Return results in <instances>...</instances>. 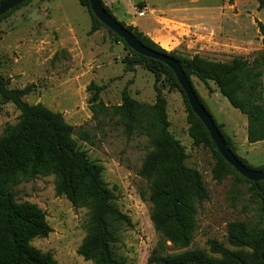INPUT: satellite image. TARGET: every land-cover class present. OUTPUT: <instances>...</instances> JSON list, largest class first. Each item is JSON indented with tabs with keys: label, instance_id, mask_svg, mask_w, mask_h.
I'll list each match as a JSON object with an SVG mask.
<instances>
[{
	"label": "rangeland",
	"instance_id": "374dc122",
	"mask_svg": "<svg viewBox=\"0 0 264 264\" xmlns=\"http://www.w3.org/2000/svg\"><path fill=\"white\" fill-rule=\"evenodd\" d=\"M112 14L124 23L134 21L166 51L178 57L198 54L213 61L249 62L264 53V9L256 0H108ZM143 4L140 5L139 3ZM145 9L140 16L139 11ZM95 25L93 16L80 0H27L0 17V74L9 88L30 85L23 99L42 103L62 113L67 123L89 132L90 141L73 137L89 160L103 167L102 178L115 194L113 204L130 219L111 222L117 235L112 244L115 257L125 264H149L159 233L150 220L151 205L147 183L139 175L149 149L147 138L128 137L113 119L97 121L90 109L94 82L101 87L105 105L121 102L124 90L137 101L152 104L158 92L165 99L169 130L188 154L187 165L197 169L208 189V198L197 208V228L189 248L209 250L207 241L216 239L229 248L227 224L234 220L257 223L259 196L250 183L229 172L218 183L212 177L213 147L195 144L187 122L188 107L176 81L164 70L159 76L147 63L128 61L131 52L105 26ZM133 25V24H132ZM151 31V30H150ZM193 88L209 113L228 135L236 153L254 168L264 167V140L249 143L247 119L219 92L212 80L207 83L190 75ZM264 92V66L260 78ZM20 111L12 102H0V135L17 122ZM54 175L37 176L15 186L17 201H29L46 215L52 231L35 237L31 244L50 252L60 264H94L76 250L86 234L88 209L74 208L64 195H56ZM183 249L169 246L168 252Z\"/></svg>",
	"mask_w": 264,
	"mask_h": 264
},
{
	"label": "trees",
	"instance_id": "16d2710c",
	"mask_svg": "<svg viewBox=\"0 0 264 264\" xmlns=\"http://www.w3.org/2000/svg\"><path fill=\"white\" fill-rule=\"evenodd\" d=\"M256 1L259 8L264 9V0ZM99 2L142 44L176 58L190 84V75L204 83L212 80L228 102L246 116L247 141L255 143L264 140V92L260 80L264 53L251 62L241 58L231 62L213 61L198 54L178 57L174 51H166L136 26L119 21L102 0ZM80 3L93 16L95 25L92 30L99 24L103 25L92 13L88 0H80ZM113 34L117 41L127 46L122 38ZM128 49L131 52L128 61H144L156 76L164 70L176 81L188 107V130L195 144L205 141L212 144L213 179L220 183L231 171L250 183L260 199V219L256 224L246 219L228 222L227 238L234 248L214 238L207 241L209 250L189 248L197 228V208L208 198V189L201 173L187 165L188 154L184 146L169 130L165 99L158 92L155 102L148 104L137 101L124 90L121 102L109 106L99 98L101 87L91 82L88 90L91 92L89 102L93 117L97 121H101V117L113 119L128 137L136 134L148 141L149 149L138 172L147 183V193L141 191V197L147 194L151 205L150 220L159 233L148 263L264 264V180L253 182L246 179L221 156L166 64ZM191 87L209 112L192 84ZM30 90V85L22 89L9 88L6 78L0 74V102H12L20 111L17 122L8 125L0 135V264H60L50 252H43L31 244L33 238L46 237L52 231L45 212L35 203L17 201L14 192L15 186L22 181L47 175H54L56 195H64L74 208L88 209L86 234L77 247V254L94 264H125L113 253L112 244L117 241V235L111 222L130 225V219L114 206L115 194L102 178L103 167L89 160L86 151L77 146L73 137L76 133L81 139L90 141L89 132L70 125L62 113L42 103L25 101L23 95ZM214 122L226 147L241 163L250 169H264L252 167L237 155L230 137L222 131L220 124ZM169 246L183 250L168 252Z\"/></svg>",
	"mask_w": 264,
	"mask_h": 264
},
{
	"label": "water",
	"instance_id": "95a60500",
	"mask_svg": "<svg viewBox=\"0 0 264 264\" xmlns=\"http://www.w3.org/2000/svg\"><path fill=\"white\" fill-rule=\"evenodd\" d=\"M26 0H2L0 1V15L8 12L14 7L20 5ZM90 9L94 16L109 30L123 39L129 48L135 52L166 64L175 75L181 89L183 90L191 110L203 123L207 129L210 138L215 144L216 149L221 156L243 177L253 182L264 180V169H250L241 163L237 157L226 147L225 142L218 130L210 113L196 97L191 84L176 58L167 54L160 53L150 47L142 44L135 36L118 22L104 7L99 0H88Z\"/></svg>",
	"mask_w": 264,
	"mask_h": 264
},
{
	"label": "crops",
	"instance_id": "0c3cea01",
	"mask_svg": "<svg viewBox=\"0 0 264 264\" xmlns=\"http://www.w3.org/2000/svg\"><path fill=\"white\" fill-rule=\"evenodd\" d=\"M103 2H104V4L107 6V7H109L110 9H111V4H110V2H108V0H102ZM127 24H133V25H136V23L134 22V21H129ZM151 30V31H150ZM146 31H148V35L149 36H152L153 38H155V37H158V36H160L159 35V33H157L155 30H153L152 28L151 29H149V30H146ZM236 150H237V148H236Z\"/></svg>",
	"mask_w": 264,
	"mask_h": 264
},
{
	"label": "built area",
	"instance_id": "2783aa9c",
	"mask_svg": "<svg viewBox=\"0 0 264 264\" xmlns=\"http://www.w3.org/2000/svg\"><path fill=\"white\" fill-rule=\"evenodd\" d=\"M145 9H142L141 11H139V15L141 16L144 13Z\"/></svg>",
	"mask_w": 264,
	"mask_h": 264
}]
</instances>
